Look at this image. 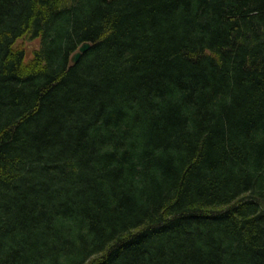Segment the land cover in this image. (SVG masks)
I'll return each instance as SVG.
<instances>
[{
    "label": "trees",
    "instance_id": "obj_1",
    "mask_svg": "<svg viewBox=\"0 0 264 264\" xmlns=\"http://www.w3.org/2000/svg\"><path fill=\"white\" fill-rule=\"evenodd\" d=\"M0 264H264V0H0Z\"/></svg>",
    "mask_w": 264,
    "mask_h": 264
},
{
    "label": "water",
    "instance_id": "obj_2",
    "mask_svg": "<svg viewBox=\"0 0 264 264\" xmlns=\"http://www.w3.org/2000/svg\"><path fill=\"white\" fill-rule=\"evenodd\" d=\"M90 48V45L88 43L82 45L77 53L74 54L73 56V62H78L80 57L82 56L83 53H85L88 49Z\"/></svg>",
    "mask_w": 264,
    "mask_h": 264
},
{
    "label": "rangeland",
    "instance_id": "obj_3",
    "mask_svg": "<svg viewBox=\"0 0 264 264\" xmlns=\"http://www.w3.org/2000/svg\"><path fill=\"white\" fill-rule=\"evenodd\" d=\"M26 48L28 50L29 56L32 50L40 46V41L39 40H34V41H26L25 42Z\"/></svg>",
    "mask_w": 264,
    "mask_h": 264
}]
</instances>
